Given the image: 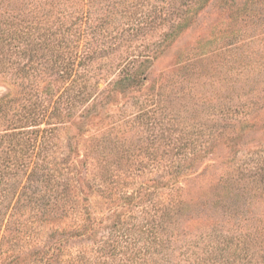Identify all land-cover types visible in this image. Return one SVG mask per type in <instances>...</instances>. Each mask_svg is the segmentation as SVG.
<instances>
[{"label":"trees","instance_id":"trees-1","mask_svg":"<svg viewBox=\"0 0 264 264\" xmlns=\"http://www.w3.org/2000/svg\"><path fill=\"white\" fill-rule=\"evenodd\" d=\"M236 9L239 27L211 40L207 19ZM197 30L177 52L189 77L169 88L164 71L146 86L155 62ZM213 42L230 48L228 71L250 82L245 99L221 111L233 123L222 126L218 165L250 148L264 157V118H247L264 112V0H0V264L199 260L188 228L209 213L211 195L184 194L212 128L198 143L186 117L165 119L190 104L192 59L203 61ZM251 177L264 193V159ZM225 210L243 228L228 238L233 251L254 255L249 236L264 233V212L235 202ZM199 229L200 240L211 235Z\"/></svg>","mask_w":264,"mask_h":264},{"label":"rangeland","instance_id":"rangeland-1","mask_svg":"<svg viewBox=\"0 0 264 264\" xmlns=\"http://www.w3.org/2000/svg\"><path fill=\"white\" fill-rule=\"evenodd\" d=\"M239 7L240 6H237V8ZM236 17L237 9L229 18L224 17L220 19L218 16L212 14L205 24V29L206 32H208L209 38L211 40L214 38L218 39L238 28L241 23ZM200 33L201 32L198 33L197 30L195 34L190 32L183 34L181 40L179 42L177 41L178 43L174 44L173 48L169 50L167 54H164L155 62L154 73H152L146 86H149L151 81L159 77L164 71L165 75H169H164L163 82L169 88L173 85V82H178L189 77L191 71L185 73L183 68L184 64H177L179 62L177 52L179 49L192 43ZM181 35L177 38L178 40ZM212 45L213 47L210 46L206 52V56L203 57V61H198L200 56H197L195 60L192 59L197 73L194 74L195 89L188 97L191 98L190 104L186 105L185 111H183V109H180L183 100L175 99V108L180 109V114L173 111V120H171V115H168L165 119L167 125L172 123L175 126L178 121L186 117V121L189 124L188 128H191L189 131L193 132L192 137H195L198 143L203 140V137H211V134L207 132L212 128L211 142L209 141L211 147L207 148V152L196 160L195 165L192 167V172L194 174L191 173V178H194V180H192L190 186L185 189L184 194L185 198L189 200L193 199V197L205 198L206 194H204L202 190L211 195V202L209 203L210 210L204 218L199 220V217L193 218V215H190L191 224L188 228L189 239L187 242L194 246L196 255L199 257L198 261H194L191 258V263L264 264V233L261 234V237H255V239L249 236L251 240L248 245L249 253L254 250V255L247 253L239 255L237 252L233 251V244L228 242V238H230L233 232L240 231L243 228L239 227V221L234 218L233 214L225 210V206L235 202L241 210L248 209L249 212L253 210L264 212V193L259 190H254L256 182H254V178L251 177L253 171L263 163L264 157L254 153L251 150L253 148H250V151H246V149L237 153L236 157L230 162L218 165L226 156L225 145L220 142L222 139V126L227 122L233 123V121L230 122V119L221 111L231 107L234 108L231 104H238L239 101L241 102L245 99V97H239V95L250 82L247 78L244 79L228 71V63L233 62V58L229 57L231 53H229L228 50H230V48L223 49L222 43L218 45L216 42H213ZM178 67L183 69L178 71ZM229 67H231V64ZM170 74H173V79L170 77ZM156 83H158V81ZM184 83L186 82L184 81ZM226 115L231 119H234L235 115L241 117L238 112L233 113L232 109H230ZM260 115L261 118H264V112H262V110H256L247 118L254 119L256 116ZM160 117H162V115H160ZM240 124L245 123L242 120ZM239 127L244 129L245 132L247 131L245 126L239 125ZM194 129H203L204 132L198 133V131ZM125 136L136 141L139 134L135 133V130H131L126 131ZM205 144H207V142ZM160 147L162 148V145ZM140 156H145V158H147L146 154ZM158 157H160L159 154ZM163 158H167V155H164ZM219 175L222 176L217 180ZM211 179L214 181H211ZM187 191H189V194H186ZM212 207L215 209L217 208L216 210L218 211L212 213ZM219 208H224V210ZM231 210H233V208ZM230 216H232L231 219H228ZM235 221L238 223V227L236 226L237 223L232 224V222ZM212 226L214 227L212 228ZM201 227L207 228V230L211 232V235H207L200 240L199 228ZM210 227L211 230L208 229ZM216 240H218L217 243ZM254 244L257 248L254 247ZM203 247L202 253L200 248ZM220 248H222V250H220Z\"/></svg>","mask_w":264,"mask_h":264}]
</instances>
